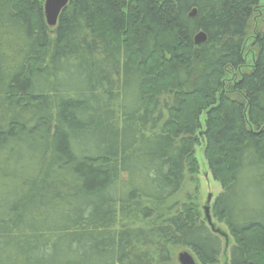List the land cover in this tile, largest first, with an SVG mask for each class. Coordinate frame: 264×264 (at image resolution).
I'll list each match as a JSON object with an SVG mask.
<instances>
[{"label":"trees","instance_id":"16d2710c","mask_svg":"<svg viewBox=\"0 0 264 264\" xmlns=\"http://www.w3.org/2000/svg\"><path fill=\"white\" fill-rule=\"evenodd\" d=\"M44 2L0 0V264H215L180 200L201 140L231 264H264L260 0H70L55 27Z\"/></svg>","mask_w":264,"mask_h":264},{"label":"rangeland","instance_id":"374dc122","mask_svg":"<svg viewBox=\"0 0 264 264\" xmlns=\"http://www.w3.org/2000/svg\"><path fill=\"white\" fill-rule=\"evenodd\" d=\"M251 30L247 38L244 56L246 58V65L243 70L251 69L253 66V61L255 57V50L252 47L253 40L255 39L259 31L264 30V0H260L259 5L254 9V13L251 19ZM241 71L233 72L231 69L227 72V80L235 81L240 76ZM205 142L201 140L199 146L196 147V159L198 162L199 170L198 174L195 176L194 184H191L184 193L180 196V200H191L196 205L200 215L201 220L211 229V231L218 235L222 241V252L218 257L215 264H231L230 261V249L236 244L235 238L231 234L227 224L224 220L215 217L213 212V205L222 191V185L219 181L215 180L212 173L208 167L207 161L204 156ZM195 185L197 188H195ZM183 201V202H184ZM209 208L210 220L206 217L205 208ZM182 251H188L193 255L197 264H202L196 254L188 247H179L174 251V264H180L178 262V254Z\"/></svg>","mask_w":264,"mask_h":264},{"label":"water","instance_id":"95a60500","mask_svg":"<svg viewBox=\"0 0 264 264\" xmlns=\"http://www.w3.org/2000/svg\"><path fill=\"white\" fill-rule=\"evenodd\" d=\"M70 0H45L44 2V14L45 20L49 27H55L62 10L68 5ZM180 1V0H177ZM196 15V9H193L190 16ZM195 43H204L207 40V35L203 31H199L194 37ZM206 217H209V208L206 207ZM178 262L180 264H197L195 258L188 251H182L178 254Z\"/></svg>","mask_w":264,"mask_h":264}]
</instances>
